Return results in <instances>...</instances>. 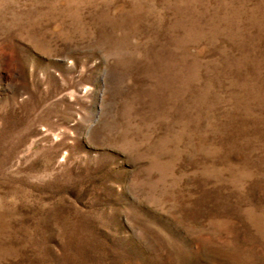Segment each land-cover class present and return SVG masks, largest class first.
<instances>
[{
  "label": "rangeland",
  "instance_id": "obj_1",
  "mask_svg": "<svg viewBox=\"0 0 264 264\" xmlns=\"http://www.w3.org/2000/svg\"><path fill=\"white\" fill-rule=\"evenodd\" d=\"M0 264H264V0H0Z\"/></svg>",
  "mask_w": 264,
  "mask_h": 264
}]
</instances>
